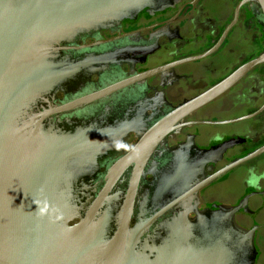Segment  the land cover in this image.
Masks as SVG:
<instances>
[{"label":"flooded vegetation","instance_id":"1","mask_svg":"<svg viewBox=\"0 0 264 264\" xmlns=\"http://www.w3.org/2000/svg\"><path fill=\"white\" fill-rule=\"evenodd\" d=\"M238 2L169 0L157 10H144L81 33L63 52L77 66V76L64 91L55 93L52 103L81 102L68 117L82 128L95 129L81 135L95 169L91 185L97 192L111 187L110 204L100 207L108 212L111 231L135 232L153 219L151 231L163 223L164 201L146 196L148 186L171 181L181 183L186 192L196 189L171 214L182 212L191 222L210 216L216 208L231 211L248 196L243 203L246 211L235 213L232 222L243 232L258 226L253 235L257 252L253 264H264V153L207 181L264 145V110L226 123L264 105V64L187 116L184 123L190 124L177 132L151 139L147 132L164 113L206 92L264 50L255 11L249 5L240 8L236 23L220 42ZM219 42L211 54L193 59ZM154 70L158 72L147 76ZM172 168L175 171L168 173ZM129 187L136 188L132 198L127 194ZM156 213L161 215L154 220ZM120 223L125 228L115 229ZM145 229L142 238L150 236Z\"/></svg>","mask_w":264,"mask_h":264},{"label":"water","instance_id":"2","mask_svg":"<svg viewBox=\"0 0 264 264\" xmlns=\"http://www.w3.org/2000/svg\"><path fill=\"white\" fill-rule=\"evenodd\" d=\"M168 2L0 0V264L254 263L257 252L253 235L258 226L243 232L232 222L235 213L246 211L243 203L248 196L231 211L216 208L210 216L202 215L191 222L182 212L171 214L196 189L186 192L181 183L171 181L148 186L146 196L164 201L163 223L151 231L148 227L153 219L135 232L111 231L107 210L100 211L101 206L110 204L111 187L97 192L91 185L95 169L89 162L86 138L81 135L95 129L82 128L68 117L81 102L52 103L55 93L64 91L77 76V66L63 57L65 46L74 37L128 15L157 10ZM244 5L255 11L264 39V0H239L220 42ZM220 42L193 59L211 54ZM261 64L264 50L206 92L164 113L149 126V139L190 124L184 123L187 116ZM263 110L264 105L255 113L226 123L252 118ZM263 153L264 145L235 159L207 181ZM174 171L172 168L168 173ZM135 193V187L128 188L130 198ZM160 215L156 213L154 220ZM75 219L79 222L71 226ZM123 225L114 228H125ZM145 227L151 233L142 238Z\"/></svg>","mask_w":264,"mask_h":264}]
</instances>
